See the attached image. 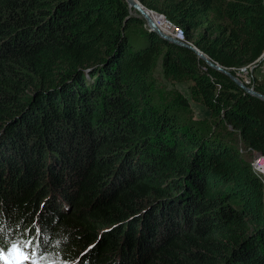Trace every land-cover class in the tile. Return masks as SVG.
<instances>
[{
    "label": "trees",
    "instance_id": "trees-1",
    "mask_svg": "<svg viewBox=\"0 0 264 264\" xmlns=\"http://www.w3.org/2000/svg\"><path fill=\"white\" fill-rule=\"evenodd\" d=\"M139 1L228 70L264 51V0ZM159 55L208 119L178 91L159 101ZM238 138L264 155V102L126 0H0V248L36 221L42 256L75 264H264L263 183Z\"/></svg>",
    "mask_w": 264,
    "mask_h": 264
},
{
    "label": "rangeland",
    "instance_id": "rangeland-1",
    "mask_svg": "<svg viewBox=\"0 0 264 264\" xmlns=\"http://www.w3.org/2000/svg\"><path fill=\"white\" fill-rule=\"evenodd\" d=\"M151 15L153 18L156 19V16L154 13H151ZM141 18L144 20V18L142 16H141ZM157 18L159 19L160 17L157 16ZM134 30L135 31L139 30V28L134 27ZM187 44L193 45L190 41ZM258 67H260L261 69L264 70V61L261 60L260 63L253 68V77H255V70ZM149 79H150V82L152 85L151 86L152 90L155 92V94L157 95L160 102H169L173 96L174 91H178L188 99L189 104H190V108H191L190 110H191V112H192V114L196 120H203L204 118H206V119L209 118L210 113L207 110V108L201 104L194 102L191 99V93H190L191 82H189V81H185L182 83L172 82L169 79V77L167 75H165V72L162 68L161 55H159L156 58L155 64L151 70ZM255 82H253V84H246V85L248 87L253 86V88H254V86L256 84ZM227 130L233 131L230 126H227ZM232 133L234 134L235 132L233 131ZM101 134L104 136L109 135V133H107L105 131H103ZM235 148L237 149L238 153L250 164L252 170H254L252 164H253L254 160H256V158L259 156L258 155L259 153L255 150L252 151L250 148H248V146H245L243 144V141L240 140V138H238V141L235 144ZM258 176L260 177V179L263 183V194H264V175H258ZM58 193H60V192H58ZM44 199H45L44 204L49 203V205H51V206H53L55 204V206L60 207V205L58 204V203H60L62 205V207H65L63 200H62V197H60L59 195L55 196V197H48V195L46 194ZM10 231L11 230L9 229V224H8V222H6L2 226V232L9 234ZM15 240L20 245H26L25 247L29 248V250L27 252L28 255H32L31 253L33 250L35 253L38 254L37 256L34 255L33 261H35L36 264H50V261L52 262L51 264H75L77 261V260H73V259L63 260L62 258H60V255L58 253H54L49 258H47L46 255L42 256V254H41L42 249H44L45 247H47L49 245V242L52 240V236L50 234H48L46 231L41 230V228L39 227V225L37 224L36 221H32L31 225L28 226V229L22 230L21 235L15 237Z\"/></svg>",
    "mask_w": 264,
    "mask_h": 264
},
{
    "label": "water",
    "instance_id": "water-1",
    "mask_svg": "<svg viewBox=\"0 0 264 264\" xmlns=\"http://www.w3.org/2000/svg\"><path fill=\"white\" fill-rule=\"evenodd\" d=\"M126 2L128 3V5L130 7L135 8V9L139 10V12H141V14H142L141 16L145 20V27L147 29L154 31L156 34H158L160 37H162L164 40L168 41L169 43H172V44L177 45V46L185 47L187 49H190V50L194 51L196 53V55L201 60H203L205 62L206 65H208L209 67H211V68H213V69H215V70L227 75L229 78H231L235 82V84L240 89H242L248 95L253 96L255 98H258V99H260L261 101L264 102V93L257 91L252 86L248 87L240 79L235 77L230 70H228V69L224 68L223 66H221L220 64L212 61L210 58H208V56H206L203 52H201L194 45L187 44V43H184L182 41H179V40L169 36L168 34L164 33L163 31H161L156 26V23L154 22V20L149 15V13H151V11L148 10L145 6H143L140 3L139 0H126ZM102 232H103V230H99L98 238L101 236Z\"/></svg>",
    "mask_w": 264,
    "mask_h": 264
},
{
    "label": "built area",
    "instance_id": "built-area-1",
    "mask_svg": "<svg viewBox=\"0 0 264 264\" xmlns=\"http://www.w3.org/2000/svg\"><path fill=\"white\" fill-rule=\"evenodd\" d=\"M151 13L159 14L154 11H151ZM159 15L161 16V19L163 22L162 24L163 30L161 31H163L164 33L172 36L173 38L179 41L189 43L182 28H180L179 26L175 25L174 23L166 19L162 14H159ZM261 60L264 61V51L254 62L241 65L238 67H232L230 70H232L240 78V80L244 82L245 84H253V82H255L254 77H253V68L257 66ZM250 149L254 151V149L252 148ZM258 155L259 156L256 158V160H254L252 166L258 175H264V155L260 153Z\"/></svg>",
    "mask_w": 264,
    "mask_h": 264
},
{
    "label": "snow or ice",
    "instance_id": "snow-or-ice-1",
    "mask_svg": "<svg viewBox=\"0 0 264 264\" xmlns=\"http://www.w3.org/2000/svg\"><path fill=\"white\" fill-rule=\"evenodd\" d=\"M26 245H20L19 243H12L10 248H0V258H7L8 256L13 257V264H23L25 260H29L31 257L26 255L23 248ZM32 264H36L35 261Z\"/></svg>",
    "mask_w": 264,
    "mask_h": 264
},
{
    "label": "crops",
    "instance_id": "crops-1",
    "mask_svg": "<svg viewBox=\"0 0 264 264\" xmlns=\"http://www.w3.org/2000/svg\"><path fill=\"white\" fill-rule=\"evenodd\" d=\"M254 80H256L264 89V70L258 67L255 70V77ZM185 82V81H184ZM191 82V81H189ZM177 83H182V82H177ZM256 83V82H255Z\"/></svg>",
    "mask_w": 264,
    "mask_h": 264
},
{
    "label": "bare ground",
    "instance_id": "bare-ground-1",
    "mask_svg": "<svg viewBox=\"0 0 264 264\" xmlns=\"http://www.w3.org/2000/svg\"><path fill=\"white\" fill-rule=\"evenodd\" d=\"M132 8V7H131ZM133 10L135 11V12H137L138 14H140V15H142L141 14V12H139V10H137V9H135V8H133ZM155 14V13H154ZM136 15V14H135ZM149 15L151 16V18L154 20V22L156 23V26L160 29V30H163V22H162V19H161V16L159 15V14H155V16H156V19L155 18H153L152 17V15H151V13H149ZM157 16L158 17H160L159 19L157 18ZM235 77H237L236 76V74L235 73H232ZM238 79H240L239 77H237Z\"/></svg>",
    "mask_w": 264,
    "mask_h": 264
},
{
    "label": "clouds",
    "instance_id": "clouds-1",
    "mask_svg": "<svg viewBox=\"0 0 264 264\" xmlns=\"http://www.w3.org/2000/svg\"><path fill=\"white\" fill-rule=\"evenodd\" d=\"M12 243H17V242H12V241H11V242H8V243H6V244H7V247L10 248L9 244H12ZM31 254L33 255V260H34V255H36V253L34 252V250L32 251ZM33 260H32V262H33ZM32 262H31V263H32ZM31 263H30V264H31Z\"/></svg>",
    "mask_w": 264,
    "mask_h": 264
}]
</instances>
